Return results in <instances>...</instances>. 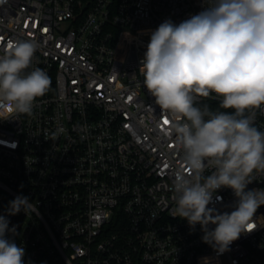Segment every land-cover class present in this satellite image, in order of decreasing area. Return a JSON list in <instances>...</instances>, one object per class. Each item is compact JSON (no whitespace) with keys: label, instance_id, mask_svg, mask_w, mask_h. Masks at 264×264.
I'll list each match as a JSON object with an SVG mask.
<instances>
[{"label":"built area","instance_id":"built-area-1","mask_svg":"<svg viewBox=\"0 0 264 264\" xmlns=\"http://www.w3.org/2000/svg\"><path fill=\"white\" fill-rule=\"evenodd\" d=\"M201 10L202 0H8L0 8V55L9 40L35 39L28 71L51 78L30 114L0 109V214L17 195L37 208L8 217L25 264H264V226L218 255L199 224L172 216L181 154L140 60L148 30ZM201 103L224 111L217 100ZM255 124L264 131V112ZM257 188L264 174L248 185ZM216 195L222 201L209 207L231 212L232 190ZM256 218L264 225V205Z\"/></svg>","mask_w":264,"mask_h":264},{"label":"clouds","instance_id":"clouds-1","mask_svg":"<svg viewBox=\"0 0 264 264\" xmlns=\"http://www.w3.org/2000/svg\"><path fill=\"white\" fill-rule=\"evenodd\" d=\"M8 0H0V8ZM6 11L7 9H3ZM149 31L140 60L143 86L170 116L169 132L181 154L172 174V216L201 226L202 241L218 254L242 234L264 226L256 218L264 189H248L264 174V131L255 124L264 112V0H202V10L179 24L171 19ZM35 39L9 40L0 55V109L30 114L51 78L32 66ZM201 98L218 101L213 110ZM210 174L205 175V172ZM231 189V212L213 204L218 190ZM28 196L17 195L0 214V264H25V248L8 217L36 212ZM213 225L214 227H210Z\"/></svg>","mask_w":264,"mask_h":264},{"label":"snow or ice","instance_id":"snow-or-ice-1","mask_svg":"<svg viewBox=\"0 0 264 264\" xmlns=\"http://www.w3.org/2000/svg\"><path fill=\"white\" fill-rule=\"evenodd\" d=\"M165 123H169V121L168 120H165Z\"/></svg>","mask_w":264,"mask_h":264}]
</instances>
